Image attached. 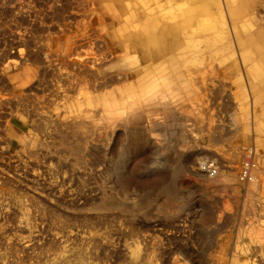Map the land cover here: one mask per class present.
Wrapping results in <instances>:
<instances>
[{
    "label": "rangeland",
    "instance_id": "rangeland-1",
    "mask_svg": "<svg viewBox=\"0 0 264 264\" xmlns=\"http://www.w3.org/2000/svg\"><path fill=\"white\" fill-rule=\"evenodd\" d=\"M92 3L0 0V264H134L136 248L146 264H229L232 254L264 264V189L249 184L258 166L264 181V161L242 143L215 146L208 132L239 131L232 80H208L201 111L143 117L129 143L123 123L88 130L82 159L72 146L81 137L64 139L79 67L95 71L91 90L106 81ZM54 37L72 38V58L48 44ZM115 76L111 89L124 83ZM230 166L233 179L221 181Z\"/></svg>",
    "mask_w": 264,
    "mask_h": 264
},
{
    "label": "bare ground",
    "instance_id": "bare-ground-1",
    "mask_svg": "<svg viewBox=\"0 0 264 264\" xmlns=\"http://www.w3.org/2000/svg\"><path fill=\"white\" fill-rule=\"evenodd\" d=\"M91 1L93 7L87 21L97 29L104 44V58L98 63V70L106 81L91 90L90 80L95 71L80 66L76 78L83 81L74 101L65 106L70 118L61 124L67 130L63 137L75 134L81 137L77 148L72 145L79 159L84 158L82 147L88 130L98 129L99 124L123 123L128 128L125 140L129 143L136 136L132 128L136 122L155 116L160 108L166 112L186 108L201 111L209 89L207 81L221 75L232 80L234 87L230 85V91L244 112L232 113L231 125L239 131L230 130L220 136L208 131L211 142L215 146L233 147L242 143L243 149L250 150L251 159L264 161V0ZM47 41L72 58L75 48L71 37ZM109 73L117 75V79L122 75L124 83L112 79L117 85L111 89L106 79ZM32 75V69L28 68L19 77L20 84ZM248 96L253 100L252 106ZM251 126L259 132L256 139L251 137ZM44 128L45 123H40L39 129ZM63 145L71 147L64 140ZM233 154L236 157L241 152L236 148ZM231 159V163L235 162ZM234 168L223 170L221 181L230 183ZM257 168L258 178L249 184L253 190H263L264 181L259 178L262 170ZM251 178L248 172L242 175L244 181ZM133 255L134 264L147 263L141 258L140 249L136 248ZM4 256L0 253V257ZM229 264L248 261L232 254Z\"/></svg>",
    "mask_w": 264,
    "mask_h": 264
},
{
    "label": "built area",
    "instance_id": "built-area-1",
    "mask_svg": "<svg viewBox=\"0 0 264 264\" xmlns=\"http://www.w3.org/2000/svg\"><path fill=\"white\" fill-rule=\"evenodd\" d=\"M246 173H247V172H244L243 175L246 174Z\"/></svg>",
    "mask_w": 264,
    "mask_h": 264
}]
</instances>
